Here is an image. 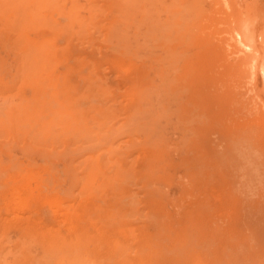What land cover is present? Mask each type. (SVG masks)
Instances as JSON below:
<instances>
[{
    "label": "rangeland",
    "instance_id": "1",
    "mask_svg": "<svg viewBox=\"0 0 264 264\" xmlns=\"http://www.w3.org/2000/svg\"><path fill=\"white\" fill-rule=\"evenodd\" d=\"M0 264H264V0H0Z\"/></svg>",
    "mask_w": 264,
    "mask_h": 264
},
{
    "label": "bare ground",
    "instance_id": "2",
    "mask_svg": "<svg viewBox=\"0 0 264 264\" xmlns=\"http://www.w3.org/2000/svg\"><path fill=\"white\" fill-rule=\"evenodd\" d=\"M9 6V5H8ZM46 23V22H45ZM47 24V23H46ZM19 28V27H18ZM36 53V52H35Z\"/></svg>",
    "mask_w": 264,
    "mask_h": 264
}]
</instances>
